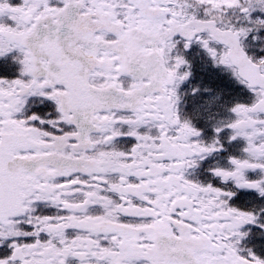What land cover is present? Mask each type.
Masks as SVG:
<instances>
[{"label": "snow or ice", "instance_id": "obj_1", "mask_svg": "<svg viewBox=\"0 0 264 264\" xmlns=\"http://www.w3.org/2000/svg\"><path fill=\"white\" fill-rule=\"evenodd\" d=\"M0 264H264V0H0Z\"/></svg>", "mask_w": 264, "mask_h": 264}]
</instances>
